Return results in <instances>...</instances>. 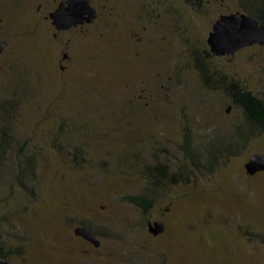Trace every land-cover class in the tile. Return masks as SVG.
Listing matches in <instances>:
<instances>
[{"label": "rangeland", "instance_id": "1", "mask_svg": "<svg viewBox=\"0 0 264 264\" xmlns=\"http://www.w3.org/2000/svg\"><path fill=\"white\" fill-rule=\"evenodd\" d=\"M4 1L0 138L9 122L12 152L38 150L34 196L13 180L12 156L2 169L0 215L7 211L10 219L0 228V249L9 251L13 264H264V243L242 234L244 228L264 232V170H246L250 156L264 152V134L215 172L159 189L147 213L127 198L141 191L139 176L75 168L51 142L61 116L104 120V129L90 125L88 138H107L109 148L125 145L118 140L127 131L141 142L153 134L170 147L168 139L180 141L186 127L202 144L233 130L241 111L220 88L205 86L194 64L196 54L210 51L207 37L216 18L241 11L238 0H204L203 6L161 0L151 20L121 17L119 0H99L108 2L105 14L83 31L57 37L28 0L15 6ZM212 63L264 94V45L213 54ZM92 147L95 158L102 156ZM104 156L110 159L109 152ZM156 220L166 224L158 235L149 231ZM108 222L113 231L98 236L99 246L75 233L83 223ZM12 236L8 245L2 242Z\"/></svg>", "mask_w": 264, "mask_h": 264}, {"label": "trees", "instance_id": "2", "mask_svg": "<svg viewBox=\"0 0 264 264\" xmlns=\"http://www.w3.org/2000/svg\"><path fill=\"white\" fill-rule=\"evenodd\" d=\"M197 1L199 6L204 5V0ZM160 2L162 1H141V15L138 19H153L154 9L161 5ZM238 8L241 11L236 12L250 14L261 24H264V0H238ZM213 54L209 49H205L203 55L196 54L194 66L205 86L212 89L220 88L228 97L230 104L241 111L240 119L233 126V130L220 132L210 138L206 144H202L193 138L189 127L185 126L187 130L180 141L173 138L168 139L171 142L170 147L165 146L162 140H157L153 134H149L141 142L135 133L127 131L128 133L123 134L121 140H118L119 142L123 141L125 145L121 144L120 148H109L106 147L107 138L94 140L88 138L92 132L90 125L93 126V122H95L96 128L101 129L105 128L107 122L104 120H97V122L89 120L87 123L74 122L73 120L69 122L61 116L55 137L51 140L54 150L65 162L78 169L93 167L103 169L105 172L109 171L108 173L139 176L143 182L141 191L136 195L128 194L127 198L141 206L144 213H147L153 206L156 192L159 189L191 181L207 172H215L221 161L239 153L254 138L264 134V94H259L250 88L239 75L231 74L228 70L218 69L212 63ZM100 91L102 95L108 93L103 89ZM10 125L9 122L4 124L0 138V179L2 169L8 163V157L12 156L14 162L11 173L13 180L26 195L34 196L38 150L19 148L17 153L12 152L10 145L12 127ZM94 145L100 150V153L103 151L99 158L94 156L95 151L92 147ZM106 151L109 152L110 159L104 156ZM0 206L2 207V205ZM9 219L10 214L7 211L1 214L0 228L4 221ZM83 226L102 237L113 231V222L83 223ZM242 234L250 241L264 243V232L262 231L244 228ZM12 238L13 236L9 238L10 240L2 242L8 245ZM0 250L5 251H0V256L8 257L10 255L6 249L1 248ZM160 264L167 263L163 261Z\"/></svg>", "mask_w": 264, "mask_h": 264}, {"label": "water", "instance_id": "3", "mask_svg": "<svg viewBox=\"0 0 264 264\" xmlns=\"http://www.w3.org/2000/svg\"><path fill=\"white\" fill-rule=\"evenodd\" d=\"M97 8L89 0H68V5L62 4L52 13L53 23L58 29L68 28L71 25L92 21L97 17ZM210 50L215 55H234L239 49L251 44L264 45V24L247 13H222L215 20L207 37ZM7 45L6 40L0 39V53ZM230 108L227 109L229 111ZM246 170L250 174L264 170V152L252 154L246 162ZM166 224L163 220L149 223V231L158 235L164 232ZM75 233L99 246L101 240L87 227L80 225ZM0 264H13L6 256H0Z\"/></svg>", "mask_w": 264, "mask_h": 264}, {"label": "flooded vegetation", "instance_id": "4", "mask_svg": "<svg viewBox=\"0 0 264 264\" xmlns=\"http://www.w3.org/2000/svg\"><path fill=\"white\" fill-rule=\"evenodd\" d=\"M21 1H26V0H5L4 2H6L7 4H9L11 6H15V5H17V3L21 2ZM28 1H29L30 9H32V11H34L35 14L39 15L43 20L46 21L47 29L51 30L53 36H55V37H57L59 35H63V34L74 35L75 33H77L80 30L83 31V30H85V28H89L88 26H91L97 18H99L102 14H105L104 8L107 6V3H108L105 1H99V0H89L90 4L97 8V12H98L97 17H95L90 22L84 21L83 23L71 25L68 28L58 29L53 23L52 13L55 12L62 4L67 6L68 0H28ZM119 1L122 4V8H121L122 12L120 14L121 17L123 15H126L128 18H132V19H136V18L138 19L140 17V15H141V0H119ZM106 15H107V13H106ZM163 37L165 38L166 36L163 35ZM142 38H143V36L141 35L137 38V40L141 41ZM0 39H2V38H0ZM7 45H6V47H7ZM6 47H5V49H6ZM4 50L0 54H2L4 52ZM69 57H70V55H69L68 51L63 53V60L64 61L65 60L67 61L69 59ZM60 68L62 70H65L67 68V65L64 63H61Z\"/></svg>", "mask_w": 264, "mask_h": 264}]
</instances>
